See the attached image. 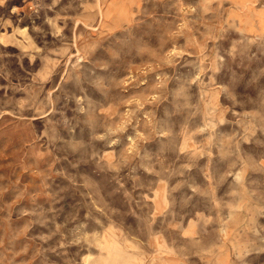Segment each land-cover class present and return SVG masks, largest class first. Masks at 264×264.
Returning <instances> with one entry per match:
<instances>
[{"label": "rangeland", "instance_id": "obj_1", "mask_svg": "<svg viewBox=\"0 0 264 264\" xmlns=\"http://www.w3.org/2000/svg\"><path fill=\"white\" fill-rule=\"evenodd\" d=\"M0 264H264V0H0Z\"/></svg>", "mask_w": 264, "mask_h": 264}]
</instances>
